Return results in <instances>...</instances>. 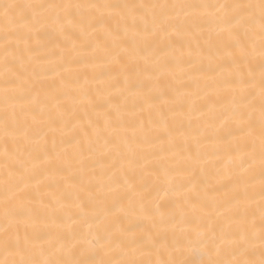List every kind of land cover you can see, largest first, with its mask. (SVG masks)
<instances>
[{"label": "snow or ice", "instance_id": "snow-or-ice-1", "mask_svg": "<svg viewBox=\"0 0 264 264\" xmlns=\"http://www.w3.org/2000/svg\"><path fill=\"white\" fill-rule=\"evenodd\" d=\"M0 264H264V0H0Z\"/></svg>", "mask_w": 264, "mask_h": 264}]
</instances>
